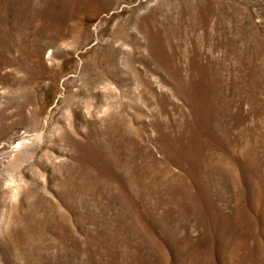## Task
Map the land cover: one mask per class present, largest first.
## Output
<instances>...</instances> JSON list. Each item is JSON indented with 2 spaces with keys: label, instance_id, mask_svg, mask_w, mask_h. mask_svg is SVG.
<instances>
[{
  "label": "rangeland",
  "instance_id": "obj_1",
  "mask_svg": "<svg viewBox=\"0 0 264 264\" xmlns=\"http://www.w3.org/2000/svg\"><path fill=\"white\" fill-rule=\"evenodd\" d=\"M0 264H264V0H0Z\"/></svg>",
  "mask_w": 264,
  "mask_h": 264
}]
</instances>
